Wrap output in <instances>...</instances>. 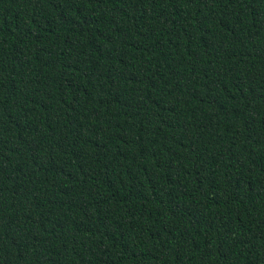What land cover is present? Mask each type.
<instances>
[{
	"label": "trees",
	"instance_id": "trees-1",
	"mask_svg": "<svg viewBox=\"0 0 264 264\" xmlns=\"http://www.w3.org/2000/svg\"><path fill=\"white\" fill-rule=\"evenodd\" d=\"M0 264H264V0H0Z\"/></svg>",
	"mask_w": 264,
	"mask_h": 264
}]
</instances>
